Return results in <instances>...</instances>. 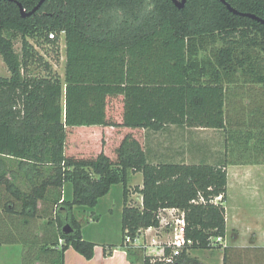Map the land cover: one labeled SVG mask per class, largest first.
I'll use <instances>...</instances> for the list:
<instances>
[{
  "label": "trees",
  "instance_id": "1",
  "mask_svg": "<svg viewBox=\"0 0 264 264\" xmlns=\"http://www.w3.org/2000/svg\"><path fill=\"white\" fill-rule=\"evenodd\" d=\"M39 1L0 0V54L10 71L0 76V185L19 201L9 210L15 201L0 193V205L23 224L47 218L41 252L29 263L64 264L71 246L91 259L96 244L83 237L74 207L94 208L122 183V246L132 255L127 236L133 242L160 225V209L177 207L193 244L173 262L144 256L143 263L203 264L187 251L212 248V237L226 235L228 165L264 164V24L221 0L182 7L174 0H46L27 15ZM226 1L264 19V0ZM62 33L64 81L48 63L46 74H33L43 56L29 38L57 44ZM172 124L222 130L224 161L149 160L143 129ZM7 159L18 162L25 188L18 175L8 177ZM132 172L143 174L141 205L129 204ZM66 223L73 232H63Z\"/></svg>",
  "mask_w": 264,
  "mask_h": 264
},
{
  "label": "crops",
  "instance_id": "2",
  "mask_svg": "<svg viewBox=\"0 0 264 264\" xmlns=\"http://www.w3.org/2000/svg\"><path fill=\"white\" fill-rule=\"evenodd\" d=\"M209 133L213 134V138H209ZM140 140L143 141V146L151 158L149 160L157 161L159 158L168 157L163 155L165 154L163 151L168 150L170 146H224L225 135L222 130L218 129L183 127L172 124L161 130L143 129V137ZM171 151H174V148ZM174 153L180 154L175 151L172 155ZM186 154L184 152L177 155L179 156L177 159H173L189 163L188 160H185ZM7 163L8 177L11 179L12 173L18 175L15 182L21 187L25 186L26 182L23 173L18 169V162L7 159ZM227 172V198L222 202L226 210L224 241L215 244L212 248H190L187 251L188 256L198 259L203 264H264V164L228 165ZM131 175L137 180L133 185L128 186L129 189L135 184L142 187L143 174L132 172ZM65 187V196L71 199L72 187L69 184H66ZM110 192L111 190L101 200L107 197ZM0 193H4L5 200L15 201L9 204V210L14 203L19 204V201L14 200L1 185ZM138 195L140 198L137 201L141 205L142 195L141 193ZM128 196L130 202V192ZM221 200L217 202L219 203ZM45 207L47 204L40 201L39 208ZM79 207L84 208L83 217L76 214ZM123 207L124 199L119 212H115L113 208L110 209V217L115 215V218H111L112 221L109 225L103 226L100 214L94 209L75 206L74 213L82 222L83 237L96 245L91 259H87L72 246L69 247L64 253V264H144V256L152 257L153 262L157 258L164 260L165 245L172 238L173 233H167L161 228L142 230L131 244L133 246L132 255L127 247L122 246ZM42 214L29 223L23 224L21 219L17 218L18 214L7 213L3 205H0V264H42L41 260L29 263L31 256H38L41 252L40 247L47 229L45 224L47 218L44 213ZM32 236L35 241L34 244H31L33 247L29 252V247L25 245V242H30ZM55 248L59 249V246Z\"/></svg>",
  "mask_w": 264,
  "mask_h": 264
},
{
  "label": "rangeland",
  "instance_id": "3",
  "mask_svg": "<svg viewBox=\"0 0 264 264\" xmlns=\"http://www.w3.org/2000/svg\"><path fill=\"white\" fill-rule=\"evenodd\" d=\"M52 37V35H50ZM30 42L35 46V48L40 52V54L43 56L42 61H38L31 65V70L33 74H46V65L47 63L52 67V71L56 74L60 75V78L64 81L65 79V67H66V44H65V36L62 33L60 36V39L57 44H54L53 42H45V40L42 38H29ZM15 48L17 52H21L22 48V40L21 37H17L14 39ZM0 76L2 77H9L10 71L8 70L7 65L5 64L2 55L0 54ZM209 138H213L211 133L208 134ZM151 148H154V146H151ZM160 148V146H159ZM165 148H167L165 146ZM174 148V151H171V149ZM115 151V146L114 150ZM180 152V154H173V152ZM189 151V152H188ZM168 157L159 158L157 161L152 162H160V161H174V159H177L179 156L184 152H186L185 160L190 163H200V162H208V163H218L223 162L226 156V151L224 146H170L168 150L163 151ZM171 157H169V155ZM233 153V156H237L239 154ZM230 154H227L229 156ZM232 155V154H231ZM253 157V156H252ZM150 158V156H149ZM174 158V159H173ZM236 158V157H235ZM151 159V158H150ZM178 162V161H174ZM185 162V161H181ZM142 179V177H141ZM137 178L133 177L132 175L129 178L128 186L133 185L136 182ZM26 186V185H25ZM136 184L134 186H131L130 194H131V201L129 202L130 205H140L137 201L139 197L137 191H136ZM24 187V186H23ZM25 188V187H24ZM123 190L124 186L122 183L115 184L112 186L110 194L103 198L96 207L89 208L90 210L96 211L100 214V219L102 222V225H109L112 221L111 218H115V215L113 217H110V209L113 208L115 212H119L121 210V207L123 206ZM135 194V195H134ZM134 195V196H133ZM75 212V211H74ZM91 213V212H90ZM77 216L83 217L85 212L84 208L79 207L76 211ZM87 224V223H85ZM89 229V227H88ZM167 233H172V229L168 226L164 229ZM162 235V234H160Z\"/></svg>",
  "mask_w": 264,
  "mask_h": 264
},
{
  "label": "built area",
  "instance_id": "4",
  "mask_svg": "<svg viewBox=\"0 0 264 264\" xmlns=\"http://www.w3.org/2000/svg\"><path fill=\"white\" fill-rule=\"evenodd\" d=\"M221 199L222 196H217L215 198V202ZM158 219L160 220V225L158 227L152 226L147 229L161 228L162 230H164L168 226L172 229V238H170L165 245V247L172 248V254L164 255V260L167 262H173L174 257L176 255H179L180 252L185 248V246H190L191 244H193V240L186 237L187 221L185 211L177 207L163 208L160 209L158 213ZM223 241L224 238L221 236H214L211 239V243L213 245L222 243ZM126 243H132V240L129 236H127L126 238Z\"/></svg>",
  "mask_w": 264,
  "mask_h": 264
},
{
  "label": "water",
  "instance_id": "5",
  "mask_svg": "<svg viewBox=\"0 0 264 264\" xmlns=\"http://www.w3.org/2000/svg\"><path fill=\"white\" fill-rule=\"evenodd\" d=\"M46 0H40L38 2V4L33 8V10H31L30 12L26 13V10L22 8V5L20 3H18V5L20 6V8H22L23 13H26L27 15H30L32 13H35L40 7L41 5L45 2ZM177 4H179L180 7H182L185 4L186 0H174ZM224 4H226V6L229 8V10H231L232 12L236 13V14H240L242 16H249L251 18H254L260 22H262L264 24V19L260 18L259 16L253 14V13H247V12H242L239 11L237 9H235L233 6H231L226 0H221ZM73 227L69 224L66 223L63 227V232L65 234H69L71 232H73Z\"/></svg>",
  "mask_w": 264,
  "mask_h": 264
}]
</instances>
